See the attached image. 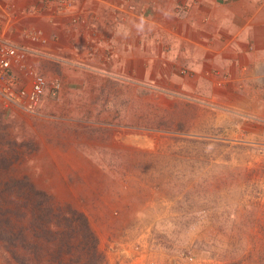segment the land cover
Segmentation results:
<instances>
[{
	"label": "rangeland",
	"instance_id": "obj_1",
	"mask_svg": "<svg viewBox=\"0 0 264 264\" xmlns=\"http://www.w3.org/2000/svg\"><path fill=\"white\" fill-rule=\"evenodd\" d=\"M59 94L0 99V264L94 260L71 209L99 264H264V141L193 135L169 105L87 123Z\"/></svg>",
	"mask_w": 264,
	"mask_h": 264
},
{
	"label": "crops",
	"instance_id": "obj_2",
	"mask_svg": "<svg viewBox=\"0 0 264 264\" xmlns=\"http://www.w3.org/2000/svg\"><path fill=\"white\" fill-rule=\"evenodd\" d=\"M2 42L61 80L48 104L76 120L169 105L193 135L264 141V0H0Z\"/></svg>",
	"mask_w": 264,
	"mask_h": 264
},
{
	"label": "built area",
	"instance_id": "obj_3",
	"mask_svg": "<svg viewBox=\"0 0 264 264\" xmlns=\"http://www.w3.org/2000/svg\"><path fill=\"white\" fill-rule=\"evenodd\" d=\"M29 37L34 42H46L41 31L30 32ZM27 54V48L0 43V99L27 112L37 113L43 105L46 93L49 91L56 96L62 84L59 79H48L37 74L26 63ZM22 78L30 79L29 85H20Z\"/></svg>",
	"mask_w": 264,
	"mask_h": 264
},
{
	"label": "trees",
	"instance_id": "obj_4",
	"mask_svg": "<svg viewBox=\"0 0 264 264\" xmlns=\"http://www.w3.org/2000/svg\"><path fill=\"white\" fill-rule=\"evenodd\" d=\"M38 193H42V195H46L45 192L38 191ZM41 197L46 202V198L45 197H47V196H41ZM50 207H52V206H50ZM50 207H49V209H50ZM49 209H47V211ZM71 212L73 214L78 215V217L82 219L83 225H84V231H85V234H86L85 237L88 238L89 240H91L92 244H93V258H94V260L93 259L92 260H88L85 264H99L100 263V258H99L98 253L96 252L97 239H96L95 235L93 234V232L90 229V226H89L87 218L84 215H82L81 213H78L76 210L71 209ZM49 220H51V219H49ZM18 236L19 235H16V237H18ZM17 259H19L22 264H28V262L24 261L22 258L18 257Z\"/></svg>",
	"mask_w": 264,
	"mask_h": 264
}]
</instances>
